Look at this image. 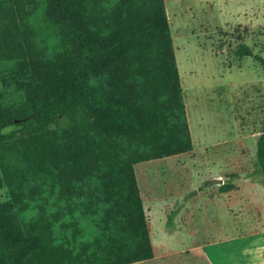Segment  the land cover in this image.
Listing matches in <instances>:
<instances>
[{
	"label": "trees",
	"instance_id": "trees-1",
	"mask_svg": "<svg viewBox=\"0 0 264 264\" xmlns=\"http://www.w3.org/2000/svg\"><path fill=\"white\" fill-rule=\"evenodd\" d=\"M191 148L163 0H0V264L151 258L133 166Z\"/></svg>",
	"mask_w": 264,
	"mask_h": 264
},
{
	"label": "rangeland",
	"instance_id": "rangeland-1",
	"mask_svg": "<svg viewBox=\"0 0 264 264\" xmlns=\"http://www.w3.org/2000/svg\"><path fill=\"white\" fill-rule=\"evenodd\" d=\"M163 3L192 148L133 166L156 257L145 264H264V67L232 54L244 43L264 57V0Z\"/></svg>",
	"mask_w": 264,
	"mask_h": 264
},
{
	"label": "crops",
	"instance_id": "crops-1",
	"mask_svg": "<svg viewBox=\"0 0 264 264\" xmlns=\"http://www.w3.org/2000/svg\"><path fill=\"white\" fill-rule=\"evenodd\" d=\"M156 257L154 255V251L152 250V257L146 260H142V261H138V262H134V263H130V264H145L148 262H151L152 260H154ZM158 259V258H157Z\"/></svg>",
	"mask_w": 264,
	"mask_h": 264
},
{
	"label": "water",
	"instance_id": "water-1",
	"mask_svg": "<svg viewBox=\"0 0 264 264\" xmlns=\"http://www.w3.org/2000/svg\"><path fill=\"white\" fill-rule=\"evenodd\" d=\"M215 181H218V180H215Z\"/></svg>",
	"mask_w": 264,
	"mask_h": 264
}]
</instances>
